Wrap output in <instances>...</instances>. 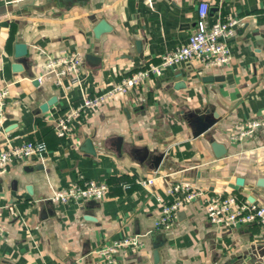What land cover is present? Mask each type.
I'll return each instance as SVG.
<instances>
[{"label": "crops", "instance_id": "0c3cea01", "mask_svg": "<svg viewBox=\"0 0 264 264\" xmlns=\"http://www.w3.org/2000/svg\"><path fill=\"white\" fill-rule=\"evenodd\" d=\"M211 4L209 22L244 19L230 43L231 66L196 62L165 70L124 98L89 111L60 137L54 116L82 95L109 88L186 43L199 4ZM103 23L101 31L97 26ZM83 56L80 79L42 78L49 53ZM9 90L0 148L43 142L47 151L13 164L0 177V264H107L95 251L126 234L153 228L167 184L188 180L209 195L235 194L264 205V129L231 141L234 123L264 117V0H0V88ZM48 110L41 107L53 99ZM226 153L217 156L213 144ZM148 150L144 160L139 153ZM244 183L239 185L237 179ZM79 178L104 180L108 197L59 205L47 198ZM264 224L221 228L195 200L174 225L144 238V245L112 264H264L255 250Z\"/></svg>", "mask_w": 264, "mask_h": 264}, {"label": "built area", "instance_id": "2783aa9c", "mask_svg": "<svg viewBox=\"0 0 264 264\" xmlns=\"http://www.w3.org/2000/svg\"><path fill=\"white\" fill-rule=\"evenodd\" d=\"M211 4L203 1L199 4L198 18L194 30L186 43L165 52L158 62H151L141 67L130 76H124L113 83L109 88L92 95H82L78 105H69L60 115L54 116L55 128L60 137L69 134L76 121L81 122L82 117L89 111L96 110L108 100L116 97L124 98L134 90H138L145 82L159 78L166 69L185 64L193 67L196 62L205 67L231 66L233 54L231 37L235 28L244 19L238 15H226L210 23ZM83 56L79 52L63 50L58 53H49L44 62L42 78L48 74L56 76V83L64 85V77H71L76 82L82 72ZM8 88H0V128L6 120V108L9 104ZM264 129V117L252 115L250 118L234 123L229 130L231 141L248 140L258 130ZM47 151L43 142L25 141L20 144H11L0 148V177L15 163H21L34 156H42ZM157 178L163 179L167 184V193L170 201L159 197V210L154 220L153 228L145 233L126 234L124 237L103 244L95 253L105 263L112 264L119 255L135 251L144 245V238L153 233L171 228L181 210L187 209L198 198L204 202L206 219L221 228L242 226L253 222L264 224V205L241 199L235 194L209 195L206 189L188 180L170 181L168 175L154 173L152 176L141 179L138 183L143 186L151 185ZM110 185L107 181L79 178L68 185L54 191L48 200L59 205L71 202L81 204L88 200L102 201L108 197ZM15 204L0 205V236L4 235L5 226L1 222L3 211L7 209L11 216L19 213Z\"/></svg>", "mask_w": 264, "mask_h": 264}, {"label": "water", "instance_id": "95a60500", "mask_svg": "<svg viewBox=\"0 0 264 264\" xmlns=\"http://www.w3.org/2000/svg\"><path fill=\"white\" fill-rule=\"evenodd\" d=\"M103 23H104V22H101V23L97 26V28H96V30H95L96 33L99 32V31H101V29L103 28V26H102ZM53 100H54V98H53V99H50V100H49L48 102H46L41 108H42L44 111H47L49 105H51V104L53 103ZM213 147H214V150H215V153H216L217 156H222V155H224V154L226 153V148H225V146H224L223 144H220V143L215 142V143L213 144ZM147 155H148V150H147V149H145L144 151L140 152V153H139V156H140L139 158H140V160H144V159L147 157ZM237 183H238L239 185H242V184L244 183V179H243L242 177H239V178L237 179ZM256 245H257V247L255 248V250H256L257 252H259V254H260L261 257H263V256H264V241L259 240V241H257Z\"/></svg>", "mask_w": 264, "mask_h": 264}]
</instances>
